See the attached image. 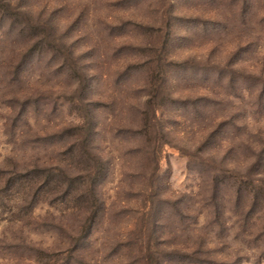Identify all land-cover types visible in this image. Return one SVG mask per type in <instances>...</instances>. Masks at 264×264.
I'll list each match as a JSON object with an SVG mask.
<instances>
[{"label": "rangeland", "instance_id": "obj_1", "mask_svg": "<svg viewBox=\"0 0 264 264\" xmlns=\"http://www.w3.org/2000/svg\"><path fill=\"white\" fill-rule=\"evenodd\" d=\"M263 197L264 0H0V264H264Z\"/></svg>", "mask_w": 264, "mask_h": 264}, {"label": "trees", "instance_id": "obj_2", "mask_svg": "<svg viewBox=\"0 0 264 264\" xmlns=\"http://www.w3.org/2000/svg\"><path fill=\"white\" fill-rule=\"evenodd\" d=\"M82 141H84V140H82ZM84 145H85V142H84ZM47 178H48V176H47ZM238 190H240V189H238ZM255 197V196H254ZM261 200H263L264 201V197L261 199ZM256 202H258V201H253L252 202V204H254V203H256ZM83 223V222H82ZM84 223L86 224L85 225V227L83 228V226L80 228L79 226H77L78 228H79V232H77V236L76 237H73V236H71L70 234H71V231H69V235H67V233H66V236H67V238L69 239V241H70V247H68V248H76V245H77V243H78V241H79V237H85V236H88V234H87V232H89L90 231V229H91V227H93V220H91V218H85L84 219ZM83 228V229H82ZM64 231H65V229H64ZM86 231V232H85ZM72 232H73V230H72ZM84 232V233H83ZM76 233V232H75ZM79 234H84V235H82V236H78ZM203 242H205V240L204 239H201L200 240V245L202 246V245H204L203 244ZM72 246V247H71ZM35 249V248H34ZM38 250V251H37ZM36 251H37V253H40V254H44L43 252H45V250H42L41 248L40 249H35V253H36ZM30 258H32L33 259V261L32 262H37V264H40V262H41V258L40 257H38V255H35V256H32V257H30ZM35 258V259H34Z\"/></svg>", "mask_w": 264, "mask_h": 264}]
</instances>
